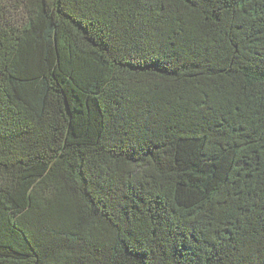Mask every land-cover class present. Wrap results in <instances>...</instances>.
Returning <instances> with one entry per match:
<instances>
[{"label":"trees","instance_id":"1","mask_svg":"<svg viewBox=\"0 0 264 264\" xmlns=\"http://www.w3.org/2000/svg\"><path fill=\"white\" fill-rule=\"evenodd\" d=\"M0 264H264V0H0Z\"/></svg>","mask_w":264,"mask_h":264}]
</instances>
